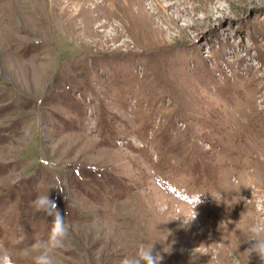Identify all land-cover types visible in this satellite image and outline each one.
<instances>
[{
	"label": "rangeland",
	"instance_id": "rangeland-1",
	"mask_svg": "<svg viewBox=\"0 0 264 264\" xmlns=\"http://www.w3.org/2000/svg\"><path fill=\"white\" fill-rule=\"evenodd\" d=\"M47 194L56 264H261L264 0H0V241Z\"/></svg>",
	"mask_w": 264,
	"mask_h": 264
},
{
	"label": "clouds",
	"instance_id": "clouds-1",
	"mask_svg": "<svg viewBox=\"0 0 264 264\" xmlns=\"http://www.w3.org/2000/svg\"><path fill=\"white\" fill-rule=\"evenodd\" d=\"M217 200V197L213 195ZM36 211H43L47 216L53 217L51 227L46 239L36 237L30 245L19 249L23 238L12 242V246H6L0 241V264H17L14 256L21 255L28 264H56L52 255L55 249L63 246V242L70 232V226L65 217L61 215L58 205L54 199L47 195H38L32 202ZM197 215L184 216L186 223L192 221ZM250 247L245 251L249 256L255 254L261 264H264V223H256L249 229V237L246 241ZM154 245L148 248L141 247L135 255H125L120 264H160V253L153 254Z\"/></svg>",
	"mask_w": 264,
	"mask_h": 264
}]
</instances>
